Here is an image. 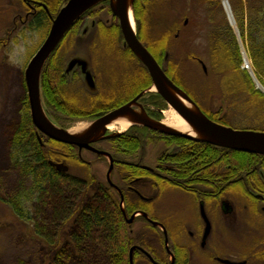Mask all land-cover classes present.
<instances>
[{
  "label": "trees",
  "instance_id": "obj_1",
  "mask_svg": "<svg viewBox=\"0 0 264 264\" xmlns=\"http://www.w3.org/2000/svg\"><path fill=\"white\" fill-rule=\"evenodd\" d=\"M198 1L207 5L209 13L214 18L216 17V8H221V11L223 9L224 13V22L222 24L213 22L211 27L210 40L213 41V44L210 55V74L218 78L231 75L236 78L243 76L249 83V88H243L242 85V96L238 99H231L230 93L225 92L224 87L230 85H220L221 89H225L223 95H226L225 99L230 106L228 108L229 112L236 111L238 101L252 94L255 97L252 100V106L258 109L257 114L264 115V92L256 88L249 72L242 68L243 57L240 44L235 28L230 24L221 0ZM228 2L235 19L236 28L252 61L256 76L264 85V0H228ZM172 4L173 0H135L134 12L137 20L138 38L150 50L171 79L196 101L206 115L215 121L232 126V121L224 118L222 112L204 107L197 100L198 98L192 89L185 84L181 64L174 59L173 42L180 34L177 26L170 19H166V16L173 9ZM94 9L93 7L87 12ZM214 18L212 20H215ZM82 19L83 16L66 33L47 60L41 76V88L46 110L51 119L63 127H65L67 121L96 118L115 106V104L113 105L109 100L103 98L101 87V92L94 98L104 100L105 103L97 106L96 101L93 104L94 106L88 110L86 105L81 104L80 93H76L75 88L71 89V84L80 87L84 85V81L78 78L77 75L72 79L66 76V52L73 51L70 54H72L71 58H74L82 51L77 43L81 33V29L77 27ZM50 25V20L43 14L38 21L31 23L34 29L30 30L44 32V41L49 33ZM106 30H109L110 33H106ZM96 41L97 44H94L96 46H89L90 51L93 50L98 53L99 63L103 68H109L110 72V69H115L116 65L119 67L121 59H135L144 69L145 82L143 88H149L152 85V79L145 65L129 47L124 46L121 29H115V26L111 29H98ZM89 58L91 57L89 56ZM187 58L196 60L193 53H190ZM107 76L110 77V75ZM85 89L84 91L88 92L86 87ZM212 89L206 90L207 96L211 94ZM243 92L248 93L244 96ZM147 96L153 99L152 103L162 109L165 108V100L160 94L150 92ZM84 100V103L89 105L93 102L90 95H88V98L85 97ZM118 104L117 102L116 105ZM156 139H164L167 144L176 143L179 146H187L189 148L183 152L194 151L195 154H200L201 160L205 162L215 163L225 155L226 161L233 163L235 162L233 155L239 153L244 155V163L253 162L252 159L245 156H252L254 153L238 151L206 142L199 143L181 136L164 135L149 128L132 127L119 136L109 139V142L115 149L114 155L134 156L138 155V148H142L145 142L155 141ZM202 146L205 148H202ZM10 159L20 176L21 180H19L18 185L21 189L16 194L3 197L2 200L22 220L35 224L31 230L45 244L51 245V247L61 245V241L54 237V232L64 229L70 221V217L74 216L75 230L70 235V243H74L80 249H88L89 245H99L101 252L107 255L109 264H130L129 251L135 244H141L148 248L146 243L139 242V236L132 235V232H130L124 221L120 196L108 183L104 184L106 186L100 184L96 196L91 197L92 199L89 198V201H86L76 211L80 196L88 191L89 186L86 185L82 176L60 171L51 161L64 162L76 171L85 166L79 160L78 148L73 144L54 140L38 131L32 122L28 97L23 101L20 124L14 131ZM121 167L122 172L128 171L132 175L139 173V169L131 164H124ZM146 173L149 177L155 178L152 172L147 170ZM88 179L89 182L92 179L95 180V178ZM26 182H28V186L25 185ZM125 197V210L127 212L132 210V205L140 203L139 200L128 197L126 192ZM33 201L37 203L36 206L43 209L36 216L32 215L30 210ZM49 210L51 213L47 215ZM140 255L141 253L136 250L134 253L135 264H137Z\"/></svg>",
  "mask_w": 264,
  "mask_h": 264
},
{
  "label": "flooded vegetation",
  "instance_id": "obj_2",
  "mask_svg": "<svg viewBox=\"0 0 264 264\" xmlns=\"http://www.w3.org/2000/svg\"><path fill=\"white\" fill-rule=\"evenodd\" d=\"M107 1L110 6V0ZM17 2L18 5L16 7L18 10L15 12L13 26L10 29H34L31 23L38 21L43 14L48 17L52 24L53 19L67 0H17ZM99 11L95 9L91 12H86L77 27L81 29V35L79 34L81 37L87 38L90 36L88 40L89 46L97 44L98 29H111L113 26H115V29H122L120 20L114 15L111 7V12L106 10L103 16L98 15ZM72 59L70 58L67 61L65 72H67L66 76L71 79L77 75L78 78L84 81V85L80 86V90H77L71 84L75 88L74 91L77 90L76 93H80V98L82 96L88 98V95H90L93 98L91 105L96 101L98 105L99 101L102 100H97L94 97L101 92V87L105 91L103 95L111 97L109 101L115 106L104 114L131 102L148 89L143 88L145 82L144 69L135 59H121L119 68L124 73L122 74L123 77H120L117 82L114 81L117 80L119 73L114 68L110 69L108 74L110 77L103 74L106 76L104 85L99 84V77L92 68L91 59H89L90 61L88 60L90 64L86 69L78 64L69 69ZM100 66L102 65L100 64ZM117 67L116 65L115 68ZM88 70L93 75L96 84L94 89L88 86L85 79L86 73L84 71L87 72ZM105 70L109 71L107 67L100 68V71ZM108 81L109 85L105 89ZM118 82L120 83L118 84ZM85 87L88 92L84 91L86 90ZM144 95L137 100L138 104H134L133 108L138 112H141L142 108H144L148 115L155 119L146 107ZM117 102L119 103L118 105H116ZM90 119L95 120L94 118ZM131 125L142 129L148 128L140 124ZM108 128L110 129V127ZM107 133L109 132L107 131ZM109 139L111 138L92 142L90 144L92 149L86 147L80 149L75 145L78 148L79 160L85 165L82 166L84 167L82 172L85 175L82 178L89 187L97 186L98 192L102 183L98 181V174L93 167L99 159L102 157L106 158V155L100 154L96 150L111 154L114 165L111 172L113 185L108 180V172L106 173V180L108 185L118 193L121 201L122 195L120 192L124 196V211H122L126 225L132 232L131 227L134 224H145V226L151 227V233L154 236V239L149 238L146 240L143 236L145 231L140 230L137 232V235L143 236V243L148 246L147 248L141 244L133 245L142 248H136L133 252V259L136 250L141 253L137 264L141 262L147 264H199L200 260H202L203 264H264V154L254 153L252 156H245L253 160V162L245 163L243 162L244 155L235 154L233 155L235 159V162H233L234 166L230 162L228 163L226 156L223 155L219 161L223 164L216 175H219V177L216 179H210L211 172L205 170V165L209 167L212 163L201 160L203 164L201 168L191 167L192 172L189 168H187L186 172H181L182 174H187L190 171L188 177L183 179L182 177L179 178L180 170L178 168L180 165L169 163L164 159H161L162 163H159V166L155 168L147 165L143 159L144 156L114 155L115 149L113 145L111 150L105 149L100 145L102 141H109ZM195 142L200 143L203 141ZM202 148L205 147L202 146ZM142 149H144V146ZM173 150L170 154L171 159L176 158L175 153L179 149L173 148ZM86 152L92 153L96 157L91 158ZM190 153L194 157L201 158L200 154H195L194 151H190ZM134 157H138V159ZM111 163L112 161L109 160L108 169ZM124 164H131L133 167L138 168L139 173L132 175L128 171L122 172L120 168ZM66 165L68 170L65 172L77 174L78 170L75 171L72 166ZM241 169L244 171L243 173L240 171ZM147 170L152 172L155 178L149 177L146 173ZM163 170L171 172V175ZM227 170L231 171V174H234L236 170L237 172L229 177L226 174ZM88 178H95V180L92 179L89 182ZM147 190L152 191V193L148 194ZM125 192L128 197L140 202L132 205L130 212L125 210ZM166 195L171 196L170 202L175 205L172 212H161L160 210L163 208L156 207L157 202ZM156 237L163 242V247L159 249L155 244ZM166 240H168V244Z\"/></svg>",
  "mask_w": 264,
  "mask_h": 264
},
{
  "label": "rangeland",
  "instance_id": "obj_3",
  "mask_svg": "<svg viewBox=\"0 0 264 264\" xmlns=\"http://www.w3.org/2000/svg\"><path fill=\"white\" fill-rule=\"evenodd\" d=\"M16 5H18L17 0H0V264H109L110 262L107 255L101 252V247L99 245H89L88 249H80L74 243H70V235L75 230L74 216L70 217L71 219L64 229L62 228V230L54 232V237L61 241V245L58 244L57 247H51V245L45 244L39 237L33 234L31 230L35 225L33 222L28 223L22 220L12 211L9 205L2 200L3 197L16 194L21 189L18 185L19 180H21L20 176L17 169L13 167L10 159V148L14 131L21 120L23 101L28 97L25 83V69L31 59L32 53L40 47L44 39V32H37L36 30L31 31L30 29H10L13 26L15 12L18 10ZM222 6L225 11L223 2ZM94 8L100 10L98 13L99 16H103L106 10L110 11L109 2L107 0L100 2L98 5L94 6ZM172 8L171 13L166 16V19H170L177 26L180 34L173 42L174 59L181 64L185 84L192 89L193 93L198 98L197 100L204 107L209 110H218L222 112L224 118L232 121L231 125L234 126L233 128L264 131V115L257 114L256 112L258 109L251 104L252 100L255 99L254 95L251 94L243 100L240 99L237 103V110L233 112H229L230 110L228 108L230 106L225 99L226 95H223V91L226 89L225 92L230 93L231 99H238L242 96V85L243 88H249L247 80L243 76L236 78L231 75L218 78L210 74V55L213 44V41L210 40L212 34L211 27L213 22L216 24H222L224 22L223 9L221 11V8H216V17L214 18L212 14L209 13L207 5L198 0H173ZM134 18L136 30H138L135 12ZM212 18L215 20H212ZM108 31L106 30V33L109 34L110 32ZM235 32L239 44H242L243 47L244 45L241 37L236 30ZM89 38L90 36L87 38L80 36L77 40L78 46L81 47L82 50L77 56L84 57L87 60L91 59L92 68L99 77V84L104 85L105 75H108L110 72H107V70L100 71L102 66H100L99 63V55L96 51H90L88 45ZM71 52L73 51L66 52L67 61L71 58ZM190 53L195 54L196 60H189L187 58ZM89 56L91 58H89ZM203 64L206 66V69H204ZM242 68H244V64ZM115 70L119 73L117 80L114 81L117 82L120 77H123L122 74L124 72H121V68L119 67L115 68ZM205 71H207V73H205ZM252 80L257 88L256 82L254 79ZM119 83L120 82H118V84ZM221 84L230 86L221 89ZM108 85L109 81L108 83L106 82L105 89ZM73 86L71 89H73ZM75 88L77 90L81 89V87L76 85ZM211 88H213L211 94L207 96L206 90ZM259 88L264 92V85L262 83ZM150 92L154 91H148L144 95L147 109L156 120L159 119L166 123L168 112L173 108L169 106L166 101L164 109L152 103L153 99L147 96ZM247 93L243 92V95L245 96ZM102 96L106 98V100H111L109 96L103 94ZM42 98L45 106L43 93ZM84 99L85 97L82 96L81 104L83 106L86 105L88 110L94 106L85 104ZM99 102L97 106L105 103L104 100ZM95 104H97V102ZM92 121L93 119L90 118H83L72 122L67 121L65 122V128L72 130L83 125L85 127L83 129L84 131L89 127ZM130 127H132V125L124 131L120 130L119 126L113 129L108 128V132L109 134L118 132L124 133ZM100 145L109 150L112 148V145L107 140L102 141ZM175 145L165 143L164 139H156L155 141L149 140L145 142L144 149L138 148L137 154L138 156H144L143 159L147 165L155 168L159 166V163H162L161 159L169 163L180 165L178 168V170H180L179 178L182 177L184 179L188 177L190 171L192 172L190 169L191 167L201 168L203 164L201 158L194 157V155H191L190 151L187 153L183 152L184 150L187 151L189 147ZM173 148L179 149L176 151L177 153H175V159H171L170 156L171 152L174 151ZM87 154L91 158L96 157L92 153ZM134 158L138 159V157ZM109 160V157L106 155V158L102 157L99 159L93 167L98 174V181H101L103 185L107 183L106 173L109 171ZM222 164L223 163L217 161L212 163L209 167L205 165V170L211 172L209 176L210 179L219 177V175H216L219 173ZM231 164L234 166L233 163ZM187 168H189L190 171L187 174H182L181 172H186ZM83 169L84 167L79 168L77 174L74 175L85 176L82 172ZM240 171L242 173L244 172L242 169ZM173 172L175 173V171ZM236 172L237 170L234 174H236ZM165 173L171 175V172L166 171ZM226 174L229 177L234 175L231 174L229 170H227ZM25 185L28 186V182H26ZM97 189L95 185L88 187V191L80 196V202L76 206V211H78L86 201H89V198L92 199L96 196ZM151 193L152 191H148V194ZM170 198V195H166L164 198L160 199L156 207L163 209L157 210L161 212H172L175 205L174 203L171 204ZM31 204L32 207L30 210L32 215L36 216L38 212L40 214L43 211L42 208L36 206V202L33 201ZM50 213L51 211L49 210L47 215ZM131 228L132 235L139 236L138 240L141 243L144 241L143 236L146 240L149 238L154 239L150 226H145V224L141 223L139 225L134 224ZM140 230L145 231V234L141 237L139 234L137 235V232ZM155 244L158 249L163 247V242L158 237L155 238ZM140 264L147 263L141 262ZM199 264H203L202 260H200Z\"/></svg>",
  "mask_w": 264,
  "mask_h": 264
},
{
  "label": "water",
  "instance_id": "obj_4",
  "mask_svg": "<svg viewBox=\"0 0 264 264\" xmlns=\"http://www.w3.org/2000/svg\"><path fill=\"white\" fill-rule=\"evenodd\" d=\"M102 1L104 0H68L60 8L56 17L53 19L47 37L37 49L35 54L31 57L26 66L25 83L27 86L31 118L39 132L54 140L76 145L80 149L85 147L92 149L90 145L92 142L100 139L112 138L121 134V132L114 134L107 133L111 122L119 117H129L132 124H140L163 134L181 136L191 140L203 141L238 151L264 154V131L235 129L231 126L211 119L208 115H206L196 101L171 79L150 50L138 38L137 30L132 27L130 8L134 10L135 0H110V7L114 15H116L120 20L121 30L124 37V45L128 46L146 66L152 79V85L131 102L93 120L89 127L80 133H73L70 129L54 123L46 112L42 98L41 76L45 64L72 25L89 9ZM222 2L230 24L236 27L230 5L229 13L224 0H222ZM236 31H238V29H236ZM244 53L245 52H242V54ZM76 64L81 65L84 69H86L88 68L89 62L84 57L76 56L70 62L69 69L74 67ZM204 68L206 69L205 65ZM84 72L86 73L85 79L88 86L91 89H94L96 84L94 82L93 75L90 70ZM250 74L252 75V73ZM256 83L259 87V83ZM148 91H154L160 94L168 105L181 116L186 124L197 135L181 131L177 128L171 127L161 120L152 118L148 115L144 108H142L141 112L136 111L133 108V105L138 104L137 100ZM96 151L100 154L107 155L112 161L108 171V180L113 185L111 181V172L114 167L113 158L108 152L99 150ZM51 163L60 171L68 170V166L64 163H57L53 161H51ZM120 193L122 195L121 206L122 209H124V196L122 192ZM166 243L168 244V240H166ZM136 248L142 249L140 246L131 247L129 252L130 264H134L133 252Z\"/></svg>",
  "mask_w": 264,
  "mask_h": 264
},
{
  "label": "bare ground",
  "instance_id": "obj_5",
  "mask_svg": "<svg viewBox=\"0 0 264 264\" xmlns=\"http://www.w3.org/2000/svg\"><path fill=\"white\" fill-rule=\"evenodd\" d=\"M227 10L230 13V8L227 0H224ZM98 5V4H97ZM96 6V5H95ZM130 19L132 23V27L136 30V24H135V18L133 15V10L130 8ZM129 117H119L115 119L113 122L109 124L110 129L116 128L119 126L120 130H125L127 129L132 123ZM166 124L170 125L171 127L177 128L181 131H186L191 134L197 135L193 130L186 124V122L181 118V116L173 109H170L168 112V119L166 121ZM85 127L83 125L72 129L71 131L73 133H80L83 131Z\"/></svg>",
  "mask_w": 264,
  "mask_h": 264
},
{
  "label": "built area",
  "instance_id": "obj_6",
  "mask_svg": "<svg viewBox=\"0 0 264 264\" xmlns=\"http://www.w3.org/2000/svg\"><path fill=\"white\" fill-rule=\"evenodd\" d=\"M244 67H245L246 69H251V63H250L249 61H245V63H244Z\"/></svg>",
  "mask_w": 264,
  "mask_h": 264
}]
</instances>
